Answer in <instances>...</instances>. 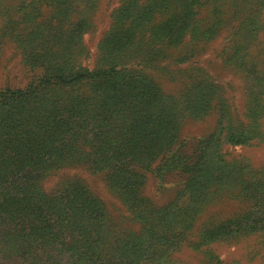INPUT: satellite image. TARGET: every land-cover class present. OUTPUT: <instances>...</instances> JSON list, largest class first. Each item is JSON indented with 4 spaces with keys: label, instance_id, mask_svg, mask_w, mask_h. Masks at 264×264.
I'll list each match as a JSON object with an SVG mask.
<instances>
[{
    "label": "trees",
    "instance_id": "trees-1",
    "mask_svg": "<svg viewBox=\"0 0 264 264\" xmlns=\"http://www.w3.org/2000/svg\"><path fill=\"white\" fill-rule=\"evenodd\" d=\"M114 11L99 46L106 57L146 35V43L161 42L150 51L154 62L165 56L163 48L182 45L186 36L204 44L227 28L222 60L248 73L242 120L223 88L198 68L184 109L197 119L216 109L217 119L190 157L173 147L178 119L153 82L115 64L76 68L67 52L55 57L48 48H27L25 65L40 74L24 88H0V264H169L183 246L199 252L201 264H236L221 260L209 245L263 229L253 212L242 220H207L190 236L196 215L217 190L229 188L244 198L262 186L242 161L225 158L222 148L264 142V63L255 54L257 43L264 46L258 40L264 0H123ZM74 13L60 19L75 22L72 32L90 25ZM156 161L157 175L177 170L186 181L174 202L155 208L151 218L139 169ZM78 163L108 170L107 184L126 207L143 209L133 217L141 223L138 230L114 240L105 208L79 178L43 191L47 170Z\"/></svg>",
    "mask_w": 264,
    "mask_h": 264
},
{
    "label": "rangeland",
    "instance_id": "rangeland-1",
    "mask_svg": "<svg viewBox=\"0 0 264 264\" xmlns=\"http://www.w3.org/2000/svg\"><path fill=\"white\" fill-rule=\"evenodd\" d=\"M122 1L0 0V88H24L40 74V70H31L25 65L24 57L30 51L27 48H48L49 53L55 57L67 52L69 61L76 68L91 70L115 64L117 69L156 85L161 102L169 105L178 119L177 140L173 147H181L180 152L194 158L198 141L213 130L217 119L216 109L198 119L184 109V99L195 83L193 77L199 75L198 68L204 70L214 83L223 88L232 111L239 120H242L241 114L245 105L248 73L244 68L227 66L222 60L221 51L228 42L227 28L214 40L204 44L186 36L182 45L163 48L165 56L161 55V58L154 62L150 51H157V45L161 42L146 43V35H139L130 47L110 54L112 57H106L99 47L100 41L109 31L114 10ZM73 10L76 12L74 17H85L89 19L90 25L84 24L82 30L72 32L75 22L60 19L70 15ZM258 40H264V30ZM255 54L258 62L264 63L262 44L257 43ZM85 90L86 88L81 89ZM261 125L264 131V116ZM222 151L225 158L240 160L247 165L249 174L261 179L262 186L255 189L251 197L242 194L244 198L232 196L229 188L217 190L212 200L196 215L193 235L190 238H194L207 220H242L239 216L243 217L248 212L256 214L253 217L260 219L259 225L264 224V142L255 141L243 146L224 145ZM157 163L159 161L151 164L146 171L139 169L144 174L141 195L149 201V207L153 206V209L148 210L151 218L156 215L155 208H162L174 202L186 181V174L177 170L157 175ZM107 172L104 168L90 169L84 163L53 166L45 172L46 175L40 184L43 191L49 193L73 178L82 180L105 208L110 221L109 235L116 240L120 233L139 229L141 223L133 217L135 212L141 213L143 209L126 207L107 184ZM186 202L181 201L180 205H186ZM232 227H235V224ZM209 247L227 263L264 264V228L248 236L236 237L230 242L212 243ZM201 258L202 255L195 249L183 246L173 253V261L169 264H201Z\"/></svg>",
    "mask_w": 264,
    "mask_h": 264
}]
</instances>
